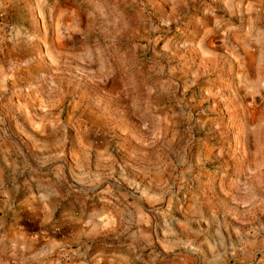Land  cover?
I'll list each match as a JSON object with an SVG mask.
<instances>
[{
  "label": "rangeland",
  "instance_id": "1",
  "mask_svg": "<svg viewBox=\"0 0 264 264\" xmlns=\"http://www.w3.org/2000/svg\"><path fill=\"white\" fill-rule=\"evenodd\" d=\"M0 264H264V0H0Z\"/></svg>",
  "mask_w": 264,
  "mask_h": 264
}]
</instances>
